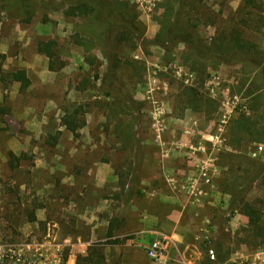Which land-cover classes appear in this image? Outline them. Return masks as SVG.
Masks as SVG:
<instances>
[{
  "label": "rangeland",
  "instance_id": "rangeland-1",
  "mask_svg": "<svg viewBox=\"0 0 264 264\" xmlns=\"http://www.w3.org/2000/svg\"><path fill=\"white\" fill-rule=\"evenodd\" d=\"M33 1L31 22L0 16V72L25 69L31 80L22 90L11 77L0 79V263L72 264L91 243L106 241L102 224L116 217L122 241L103 244L108 263L156 264L134 240L148 213L159 217L156 231L172 235L177 225L169 264H264V248L246 241L251 223L239 199L249 185L240 198L260 205L264 197V170L251 180L264 166V62L237 51L225 61L209 49L219 31H232L264 57V0L184 7L183 24L199 20L200 53L155 41L166 0H128L145 39L137 49L105 21L65 14L64 0ZM48 40L56 43L55 69L38 50ZM198 58L201 69L191 67ZM114 60L121 91L108 75ZM76 108L85 123L74 132L63 116ZM243 114L252 128L239 141L234 123ZM193 158L218 164L210 184L192 187Z\"/></svg>",
  "mask_w": 264,
  "mask_h": 264
},
{
  "label": "trees",
  "instance_id": "trees-1",
  "mask_svg": "<svg viewBox=\"0 0 264 264\" xmlns=\"http://www.w3.org/2000/svg\"><path fill=\"white\" fill-rule=\"evenodd\" d=\"M195 1L196 0H166L162 3L164 11L159 16L160 29L155 37L156 42L165 46L170 43L183 42L189 44L198 53L206 49V44L202 42L199 35V20L191 19V17H189L184 24L181 22L182 10L184 7L190 6ZM64 2L68 3L64 11L65 14L69 16H94L99 20L107 22L108 29H112L113 27L119 29V36H117V40L128 42L131 44L133 49H137L139 42L145 40L143 39V35L140 33L141 27L138 21V13L135 11L133 5L131 6L128 0H64ZM244 2L247 6L251 3L254 6H259L257 0H244ZM35 6L36 5L33 0H0V16L2 13L6 12L12 16H20L21 20L24 22H31L32 17L35 14ZM132 7L134 11L132 10ZM110 16H114L116 21L114 22ZM75 41L79 42V44H84V39L79 36L76 37ZM55 44L54 40H48L42 41L38 45V50L45 53L49 57L50 69L56 68L57 53L53 47ZM209 49L216 55L221 56V58L225 61L229 60V56L233 54L235 55V52L237 51L238 53H252L251 55H253V60L256 59L258 62H264V57H262V54L261 57L258 55L260 50L254 42L245 39L240 34L232 31L229 33H225V30L219 31ZM253 49L258 51H254ZM256 54L259 57H257ZM192 61L191 67L201 69L200 66H197L199 58L197 61ZM112 64L114 66L109 68V79H113V83L114 81L116 82V89L121 91L122 84L119 81V65L118 63H115V60ZM6 76L11 77L13 81L20 82V88L22 90L27 89L31 84V80L25 69L14 70L8 74L0 72V79L4 80ZM96 78H99V75H96ZM122 93H124L130 103L128 106L133 108L136 101L133 100L132 96L125 92V90ZM111 102L112 101H107V103ZM78 113L79 108H76L72 113H67L63 116V123L74 132H77V129L82 127L85 123L83 119L78 117ZM250 127L252 128L250 116L246 114L240 115L234 123V135H236L239 141L245 140L244 138L250 130ZM260 134L259 138L264 140V134L261 132ZM126 136L128 139H131V131L127 130ZM53 139L56 142L58 137L53 136ZM11 154L16 161H19L20 157L16 156L13 152H11ZM263 170L264 166H259L256 173L253 175V179L251 180H254ZM124 184L125 182L121 183L122 189L125 188L126 184ZM248 187L239 191V199H242L243 201L240 204V208L245 215L249 216L251 223L250 227L248 226L245 228L246 241L256 247L264 248V197L259 199L260 205L240 198L242 197V193H244ZM125 194L128 199H130L135 196V191L130 188ZM235 200H237V198ZM117 220L118 219L116 217L111 219L106 231V241L91 243L88 246L86 254H79L77 256L76 264H109L107 262V255L103 250V244L121 243V238L113 237L116 235V228L119 225Z\"/></svg>",
  "mask_w": 264,
  "mask_h": 264
},
{
  "label": "crops",
  "instance_id": "crops-1",
  "mask_svg": "<svg viewBox=\"0 0 264 264\" xmlns=\"http://www.w3.org/2000/svg\"><path fill=\"white\" fill-rule=\"evenodd\" d=\"M211 136H213V134H210ZM201 162L198 160V159H196V158H193V159H190V164L194 167V168H196L197 170L199 169V164H200ZM217 166V168H215V169H213V167H216ZM195 169V170H196ZM216 170H218V164L217 165H215V163L212 161V164H211V168H210V172H209V174H208V177H209V179L206 181V179L205 178H203V177H201V175L197 172V175L198 176H196V175H194V176H196V178L198 177V178H200V180H204L203 182L204 183H208V184H210L211 182H212V180H213V178H214V176H217V171ZM216 172V173H215ZM189 178H191V176L189 177ZM202 192H203V190H202ZM158 197L160 198L161 197V199H165V201L166 200H169V199H172V198H174V196L172 195V194H170V195H167L166 193H158ZM170 202V201H169ZM144 217L146 218V220H144L143 222H144V228L141 230V231H139V232H137L136 233V237H135V242L136 243H138V244H143V246H145V248H144V250H143V253L147 256V254H146V247H147V245L150 243V241L154 238V236L156 235V233L157 232H160V231H156V230H158L157 228H158V226H159V217L157 216V215H152V214H148V213H145L144 214ZM168 219H171V220H174V219H172V216H168ZM106 222V221H105ZM102 226H105L106 227V231H107V228H108V223H104V224H102ZM177 225H175V224H173V229H172V237L174 236V237H176V236H180V234L177 232ZM145 232H150V238L148 237V240H145V239H147V238H145L144 237V233ZM165 233V232H164ZM168 234V233H167ZM126 235H128V234H125L124 236H126ZM170 235V234H169ZM105 236H106V234H105ZM107 237V236H106ZM114 238H116V237H122L121 235H115V236H113ZM118 244H120V243H116V245H118ZM132 244V243H131ZM131 250H133V251H135L136 253L138 252V249H137V246H135V248H132ZM110 250H107V252H109ZM72 259V258H71ZM75 260H76V258L75 259H72V261H69V262H72V264H74V262H75ZM110 259L109 258H107V262L109 261ZM152 261V260H151ZM153 262V261H152ZM153 263H155V262H153ZM71 264V263H70Z\"/></svg>",
  "mask_w": 264,
  "mask_h": 264
},
{
  "label": "built area",
  "instance_id": "built-area-1",
  "mask_svg": "<svg viewBox=\"0 0 264 264\" xmlns=\"http://www.w3.org/2000/svg\"><path fill=\"white\" fill-rule=\"evenodd\" d=\"M199 150L205 151V147H199ZM203 160L199 164V174L201 177L205 178L206 181L209 179L208 174L210 172L212 161ZM192 187L196 186L200 178L192 177L191 179ZM173 237L164 232H157L154 238L146 247L147 256L156 264H169L170 262V249L173 244Z\"/></svg>",
  "mask_w": 264,
  "mask_h": 264
}]
</instances>
